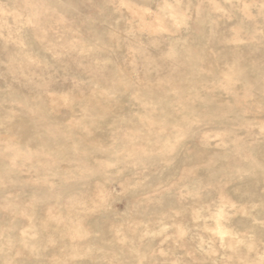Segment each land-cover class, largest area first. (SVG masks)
Segmentation results:
<instances>
[{"label": "rangeland", "instance_id": "374dc122", "mask_svg": "<svg viewBox=\"0 0 264 264\" xmlns=\"http://www.w3.org/2000/svg\"><path fill=\"white\" fill-rule=\"evenodd\" d=\"M0 264H264V0H0Z\"/></svg>", "mask_w": 264, "mask_h": 264}]
</instances>
